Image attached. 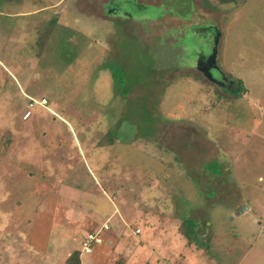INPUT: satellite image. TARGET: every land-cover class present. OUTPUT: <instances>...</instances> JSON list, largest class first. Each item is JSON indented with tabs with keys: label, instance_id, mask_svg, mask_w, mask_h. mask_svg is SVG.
<instances>
[{
	"label": "rangeland",
	"instance_id": "1",
	"mask_svg": "<svg viewBox=\"0 0 264 264\" xmlns=\"http://www.w3.org/2000/svg\"><path fill=\"white\" fill-rule=\"evenodd\" d=\"M100 190L136 264H264V0H2L0 264L80 254Z\"/></svg>",
	"mask_w": 264,
	"mask_h": 264
},
{
	"label": "crops",
	"instance_id": "2",
	"mask_svg": "<svg viewBox=\"0 0 264 264\" xmlns=\"http://www.w3.org/2000/svg\"><path fill=\"white\" fill-rule=\"evenodd\" d=\"M99 189L100 188L98 187L97 190ZM74 190L77 191L76 189ZM99 193L103 197V199L106 200V202L111 204V206L113 207V211L110 212L109 214L100 212L98 209L97 210L95 209L94 211L92 210L90 211L89 215L91 219L94 220L96 223L99 222L97 224L98 227L95 226V228L97 229L93 228L92 230L100 231V235H99L100 242L92 248L90 253L88 254L80 253L79 257L85 256L86 258L85 262L88 264H136L134 244H130L129 241H127L128 244H125V239L127 238L123 236L124 229L127 226L126 220L128 215H126L125 212L120 213L117 207L114 206L112 201L113 199L115 201L116 200L115 198L108 197V195L103 190H100ZM53 195L55 196L54 192L53 194H51V197ZM59 206L57 207L55 206L57 209L55 208L53 209L58 211ZM50 215H54L52 214V209ZM102 225H107L110 228V230L109 228L107 230L101 229ZM177 227L178 226H176L175 229L176 233H177ZM138 231H139L138 234H135L134 231L133 234L140 235V230ZM177 235L179 236V238L182 237L178 233ZM80 264H81V260H80ZM144 264H148V261H145Z\"/></svg>",
	"mask_w": 264,
	"mask_h": 264
},
{
	"label": "trees",
	"instance_id": "3",
	"mask_svg": "<svg viewBox=\"0 0 264 264\" xmlns=\"http://www.w3.org/2000/svg\"><path fill=\"white\" fill-rule=\"evenodd\" d=\"M11 1V0H9ZM218 4H237L240 2V0H215ZM1 5L2 0H0V11H1ZM53 23V22H51ZM46 33V32H45ZM48 33V31H47ZM44 34H40V37L38 38L39 41H45ZM104 68L108 71L109 77L111 80L112 85L117 89L118 94L122 97H124L128 93V88H126L125 85V76L124 72L120 68L114 67L111 62H106L104 64ZM139 80H137L135 83H138ZM238 85H241L239 81H236ZM240 90H243L241 87ZM117 126L112 127L111 129H108L106 134L104 135L103 139L100 141V145H111L115 142L117 139ZM205 170L210 172L213 175L219 174V166L216 162H209L204 166ZM177 233L182 236V238L185 240V245H194L196 249H203L204 252L208 251V243L210 241L209 236H207L204 239H200L199 234L197 232V224L192 219H183L180 221L178 227H177ZM79 252L72 251L67 258L65 259V264H79L78 259ZM209 257V256H208ZM210 258V257H209Z\"/></svg>",
	"mask_w": 264,
	"mask_h": 264
},
{
	"label": "built area",
	"instance_id": "4",
	"mask_svg": "<svg viewBox=\"0 0 264 264\" xmlns=\"http://www.w3.org/2000/svg\"><path fill=\"white\" fill-rule=\"evenodd\" d=\"M46 104V100L44 98H40L39 100L35 99H28L27 104H26V110L21 116L22 120L27 119L30 116V110L33 109L36 106H44ZM108 226L107 225H102L101 229L107 230ZM138 230L135 229L134 233L138 234ZM100 231L97 232H91L87 234L82 242H81V250L80 252L83 254H88L91 252L92 248L100 242L99 238Z\"/></svg>",
	"mask_w": 264,
	"mask_h": 264
}]
</instances>
